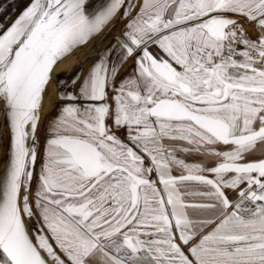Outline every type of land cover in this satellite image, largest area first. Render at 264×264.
<instances>
[{"label":"snow or ice","instance_id":"1","mask_svg":"<svg viewBox=\"0 0 264 264\" xmlns=\"http://www.w3.org/2000/svg\"><path fill=\"white\" fill-rule=\"evenodd\" d=\"M0 152V264H264V0H29Z\"/></svg>","mask_w":264,"mask_h":264},{"label":"rangeland","instance_id":"2","mask_svg":"<svg viewBox=\"0 0 264 264\" xmlns=\"http://www.w3.org/2000/svg\"><path fill=\"white\" fill-rule=\"evenodd\" d=\"M29 3V0H0V8L4 9L3 11H0V18H2L3 21V17L5 19V21H3L6 24H9L13 18L17 15V13L23 8L25 7L27 4ZM10 17V18H8ZM90 46H94V43H91L88 47H84L81 50L78 51V56H72L71 58L73 59L74 66H70L69 69L65 70V72H60L61 71V66L57 67L55 75H61V74H68L73 72V70L76 68L77 65V61L80 57H83V55H85L87 52H89L90 50ZM88 65L86 66L85 70H87V67L91 65V61H88L87 63ZM56 95V87L54 84V94H53V98ZM57 103L55 101V103H50V105L48 106L45 115H48L52 108L54 106H56ZM39 135L41 137V142H43L44 139V132L43 129H41L39 131ZM3 162H4V157L2 152H0V169L3 166Z\"/></svg>","mask_w":264,"mask_h":264},{"label":"water","instance_id":"3","mask_svg":"<svg viewBox=\"0 0 264 264\" xmlns=\"http://www.w3.org/2000/svg\"><path fill=\"white\" fill-rule=\"evenodd\" d=\"M108 2V0H99L97 3H101V4H105V3H107ZM90 3H91V0H90ZM96 3V4H97ZM95 4V5H96ZM28 5V4H27ZM26 5V6H27ZM95 5H93L92 7H90V9L91 8H93ZM25 6V7H26ZM25 7H23L18 13H17V15L16 16H18L19 15V13L25 8ZM15 16V17H16ZM15 17L13 18V20L15 19ZM119 19V17H117V20ZM3 21H5V19H4V17H3ZM2 21V18H0V22H2V23H4ZM12 22V21H11ZM10 22V23H11ZM9 23V24H10ZM6 24V23H5ZM123 27V25L122 24H117V26L112 30V32H111V34L108 36V38L104 41V44H102V45H100V47L97 49V51H102L103 50V48H105V47H107L108 46V44H110L111 42H112V38L114 37V36H116V35H118L119 33H120V30H121V28ZM107 31V29L105 30V32ZM246 31L249 33V35L250 36H255L256 35V32L252 29V28H247L246 29ZM105 32H101L100 33V35H98V36H96L88 45H90L91 43H94V46H93V48L94 47H96V45H97V42L101 39V37L102 36H104L105 35ZM87 45V46H88ZM86 47V46H85ZM84 48V47H83ZM92 48V49H93ZM82 48H80V49H77L75 52H73L70 56H72L73 54H75V53H77L79 50H81ZM70 56H68L66 59H64L62 62H64L65 60H67ZM93 59H94V57H93ZM88 61H91V63H92V60L91 59H89ZM61 62V63H62ZM60 63V64H61ZM88 63V62H87ZM88 64H86L85 66H84V68H86V66H87ZM77 67H79V66H77ZM76 67V68H77ZM74 71V70H73ZM55 74V73H54ZM72 74V72L71 73H68V74H61V75H57V76H60L61 78H64V77H66V76H70ZM56 87V86H55ZM69 90H71V89H69ZM57 92H58V89L56 88V95H55V97L57 96ZM56 101V103H57V105H59V104H61V103H64V101H60L59 99H56L55 100ZM56 105V106H57ZM55 109H56V107H55ZM55 109H54V111L51 113V115H55ZM38 163H39V160H38ZM4 170H5V160H4V162H3V166H2V168L0 169V175H2L3 174V172H4Z\"/></svg>","mask_w":264,"mask_h":264},{"label":"bare ground","instance_id":"4","mask_svg":"<svg viewBox=\"0 0 264 264\" xmlns=\"http://www.w3.org/2000/svg\"><path fill=\"white\" fill-rule=\"evenodd\" d=\"M98 1H99V0H91L90 7H92L93 5H95ZM88 46H89V45H88ZM88 46H86V47H88ZM89 48H90V50H89V52H90V51L92 50L93 46H90ZM89 52H87L86 54H88ZM86 54L83 55V57H80V58L78 59L76 67L79 66L80 61L86 56ZM73 55H74V56H78V52L75 53V54H73ZM73 55H72V56H73ZM72 56H71V57H72ZM53 94H54V84H50V85L48 86V93H47V95H46V97H45V103H44V109H43V114H44V115H45V112H46L48 106L50 105L49 98H50V97H53Z\"/></svg>","mask_w":264,"mask_h":264},{"label":"crops","instance_id":"5","mask_svg":"<svg viewBox=\"0 0 264 264\" xmlns=\"http://www.w3.org/2000/svg\"><path fill=\"white\" fill-rule=\"evenodd\" d=\"M74 61H73V59L71 58V56L67 59V60H65L64 62H62L59 66H61V71L60 72H65V70H67V69H69L70 68V66H74ZM130 66V62H129V65H126L125 66V69L127 68V67H129ZM125 69H122L121 71L123 72ZM55 107L56 106H54L53 108H52V110H51V112L48 114V115H51V113L54 111V109H55Z\"/></svg>","mask_w":264,"mask_h":264}]
</instances>
